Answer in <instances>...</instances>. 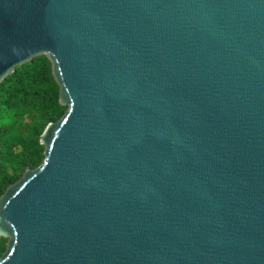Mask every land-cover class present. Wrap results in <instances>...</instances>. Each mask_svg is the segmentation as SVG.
I'll return each mask as SVG.
<instances>
[{"label":"water","instance_id":"obj_1","mask_svg":"<svg viewBox=\"0 0 264 264\" xmlns=\"http://www.w3.org/2000/svg\"><path fill=\"white\" fill-rule=\"evenodd\" d=\"M39 55L0 264H264V0H0V81Z\"/></svg>","mask_w":264,"mask_h":264},{"label":"trees","instance_id":"obj_2","mask_svg":"<svg viewBox=\"0 0 264 264\" xmlns=\"http://www.w3.org/2000/svg\"><path fill=\"white\" fill-rule=\"evenodd\" d=\"M57 97L49 62L42 55L16 66L0 81V195L25 168L41 162L38 137L65 111ZM5 241L0 238V255Z\"/></svg>","mask_w":264,"mask_h":264}]
</instances>
